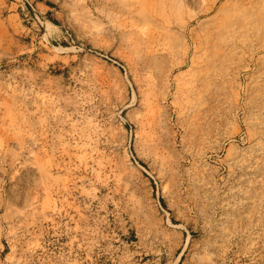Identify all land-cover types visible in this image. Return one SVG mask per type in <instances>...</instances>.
Wrapping results in <instances>:
<instances>
[{"label": "rangeland", "instance_id": "rangeland-1", "mask_svg": "<svg viewBox=\"0 0 264 264\" xmlns=\"http://www.w3.org/2000/svg\"><path fill=\"white\" fill-rule=\"evenodd\" d=\"M0 264H264V0H0Z\"/></svg>", "mask_w": 264, "mask_h": 264}, {"label": "bare ground", "instance_id": "bare-ground-1", "mask_svg": "<svg viewBox=\"0 0 264 264\" xmlns=\"http://www.w3.org/2000/svg\"><path fill=\"white\" fill-rule=\"evenodd\" d=\"M50 24V23H49Z\"/></svg>", "mask_w": 264, "mask_h": 264}]
</instances>
